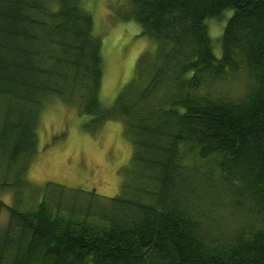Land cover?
Returning <instances> with one entry per match:
<instances>
[{
  "label": "trees",
  "instance_id": "1",
  "mask_svg": "<svg viewBox=\"0 0 264 264\" xmlns=\"http://www.w3.org/2000/svg\"><path fill=\"white\" fill-rule=\"evenodd\" d=\"M85 2L0 0V264H264V0H126L157 51L111 107ZM230 11L218 57L208 20ZM51 95L125 120L118 195L27 179Z\"/></svg>",
  "mask_w": 264,
  "mask_h": 264
},
{
  "label": "rangeland",
  "instance_id": "2",
  "mask_svg": "<svg viewBox=\"0 0 264 264\" xmlns=\"http://www.w3.org/2000/svg\"><path fill=\"white\" fill-rule=\"evenodd\" d=\"M125 2H85L94 16L95 34L102 40L104 76L100 99L105 107H111L119 93L137 77L141 61L152 58L157 51V42L142 34L141 25L123 17ZM232 13L208 20L218 57L222 54L220 37ZM93 118L81 113L78 103H69L57 95L45 100L37 129V151L27 172V179L36 190L42 192L54 183L76 190L95 189L104 196L121 192L135 150L125 133V120L110 119L97 127ZM38 199L27 193L23 197L25 204L18 207L30 209ZM1 201L14 205V191L1 193ZM0 209L3 226L8 212L1 205Z\"/></svg>",
  "mask_w": 264,
  "mask_h": 264
}]
</instances>
